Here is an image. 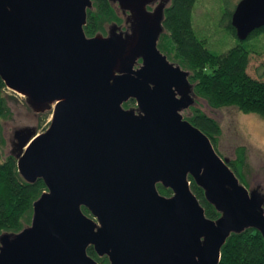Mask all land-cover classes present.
Wrapping results in <instances>:
<instances>
[{
  "label": "water",
  "instance_id": "obj_1",
  "mask_svg": "<svg viewBox=\"0 0 264 264\" xmlns=\"http://www.w3.org/2000/svg\"><path fill=\"white\" fill-rule=\"evenodd\" d=\"M108 1L122 23L87 36L92 0H0V78L33 123L13 128L9 153L46 187L30 223L0 234V264H99L89 247L108 264H218L231 234L264 240L263 184H242L181 114L199 98L157 47L171 0ZM230 23L245 40L264 25V0H239Z\"/></svg>",
  "mask_w": 264,
  "mask_h": 264
},
{
  "label": "trees",
  "instance_id": "obj_2",
  "mask_svg": "<svg viewBox=\"0 0 264 264\" xmlns=\"http://www.w3.org/2000/svg\"><path fill=\"white\" fill-rule=\"evenodd\" d=\"M196 0H171L164 11L163 26L165 32L157 43L159 50L181 68L191 72L190 83L195 95L214 109L234 106L243 113H256L264 116V80L251 77L247 73L250 54L264 51V25L254 30L245 40L240 41L221 53L211 52L205 39L199 38L192 26V9ZM93 10L87 11L84 31L87 36L101 32L105 22L120 20L114 7L108 0H92ZM232 11L225 13L221 21L227 30L236 37L231 26ZM250 39H252L249 43ZM17 94L11 93L0 78V234L16 233L30 223L32 204L46 190L42 180L28 183L19 175L17 160L6 153L4 121L11 118V104H18ZM127 106V104H125ZM124 105V106H125ZM44 115L39 119L42 124ZM188 119L194 126L206 134L214 148L221 134L219 123L208 116L200 107H191ZM217 153L221 155L217 148ZM233 160L229 167L247 186L244 168L246 167V149L235 147ZM190 187L203 206L205 215L216 219L219 214L210 205L193 179L189 177ZM161 194L170 195L171 191L158 185ZM89 214V212L82 208ZM87 253L99 264H108L106 257H98L92 247ZM218 264H264V240L255 229H247L240 234H231L220 250Z\"/></svg>",
  "mask_w": 264,
  "mask_h": 264
},
{
  "label": "rangeland",
  "instance_id": "obj_3",
  "mask_svg": "<svg viewBox=\"0 0 264 264\" xmlns=\"http://www.w3.org/2000/svg\"><path fill=\"white\" fill-rule=\"evenodd\" d=\"M238 1L196 0L194 3L191 16L192 26L196 35L205 39L207 48L215 54L226 51L238 42L237 38L233 37L227 30L226 24L221 21V17L228 11L233 10ZM118 14L120 15L119 12ZM108 23L109 21L105 22V30L110 24ZM247 73L253 78L264 80V51L260 54H250ZM17 100L18 104H11V118L8 121H4L6 153L11 148L9 141L13 128L17 125L33 124L31 119H29L28 110L23 107V98L17 96ZM123 105H125V108L136 106L134 100H129ZM195 106L200 107L208 116L219 123L221 134L218 137L215 148L221 154L220 156L233 160L236 152L234 151L235 147H245L246 167L244 168V173L247 183L246 187H255L256 182H260L264 188V116L256 113H243L234 106L214 109L200 98ZM190 112L191 107L182 111L181 114L183 118H187ZM50 118V113L44 115L40 126L38 124L41 117L38 119V128L36 130L38 133H41L48 126ZM8 137L9 139H7Z\"/></svg>",
  "mask_w": 264,
  "mask_h": 264
},
{
  "label": "flooded vegetation",
  "instance_id": "obj_4",
  "mask_svg": "<svg viewBox=\"0 0 264 264\" xmlns=\"http://www.w3.org/2000/svg\"><path fill=\"white\" fill-rule=\"evenodd\" d=\"M111 22H115V23H117V24H121V23H122V20H121V17H120V20L117 19V21H111ZM104 33H105V34H104ZM106 33H107V31L105 30V26H104V28H103V30H102V34H103V35H106Z\"/></svg>",
  "mask_w": 264,
  "mask_h": 264
}]
</instances>
